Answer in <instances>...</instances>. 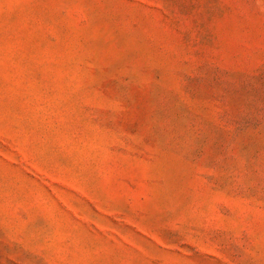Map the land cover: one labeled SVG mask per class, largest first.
<instances>
[{
  "label": "rangeland",
  "instance_id": "obj_1",
  "mask_svg": "<svg viewBox=\"0 0 264 264\" xmlns=\"http://www.w3.org/2000/svg\"><path fill=\"white\" fill-rule=\"evenodd\" d=\"M0 264H264V0H0Z\"/></svg>",
  "mask_w": 264,
  "mask_h": 264
}]
</instances>
